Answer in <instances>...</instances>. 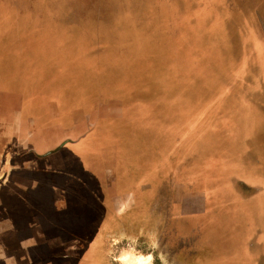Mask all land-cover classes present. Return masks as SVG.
Here are the masks:
<instances>
[{"label":"rangeland","instance_id":"374dc122","mask_svg":"<svg viewBox=\"0 0 264 264\" xmlns=\"http://www.w3.org/2000/svg\"><path fill=\"white\" fill-rule=\"evenodd\" d=\"M2 89L48 98L62 116L105 115L93 134L120 130L114 148L91 142L60 156L53 180L85 201L102 190L76 177L88 164L102 170L105 150L108 161L132 151L133 169H153L134 173L153 201L106 264H264V0H0ZM13 175L0 174L11 216L21 211L3 203L14 190L2 185L24 179ZM29 250L20 255L39 262Z\"/></svg>","mask_w":264,"mask_h":264},{"label":"flooded vegetation","instance_id":"af4514ba","mask_svg":"<svg viewBox=\"0 0 264 264\" xmlns=\"http://www.w3.org/2000/svg\"><path fill=\"white\" fill-rule=\"evenodd\" d=\"M53 106L55 109L54 107L52 109L53 116L48 129L52 136H63L61 137L63 140L59 141L46 156H36L31 161L33 164L29 163V165H35L38 170L20 172V166H23L25 160L29 161L31 155L22 158L17 155V149L13 150V158H16L17 162L12 166L14 168L10 173L12 176L15 174V178L22 177L24 179L17 178L18 181L8 180L4 183L7 186H17L5 202L13 203L16 206L12 210L13 213L19 212V210L21 212L15 214L14 222L10 223L11 213L7 209L4 211L0 208V264H51L53 260L59 263L63 262L62 264H106V253L110 252V245L117 244L121 237L132 238V230L136 222L132 221L136 218L135 215L138 213L137 218L140 217L153 201L155 191H151L152 188L146 190L150 185L146 182V184L138 185L132 183L134 173L150 176L153 171L150 166H143L142 161L139 170L133 169V164L136 161L132 159V151L118 154L116 159L108 161V151L105 150L102 170L99 168L97 172L92 168V165L88 164L90 173H86L83 168L82 176L76 177L81 184L84 185L85 181H81L80 178L88 174L90 182L95 184L98 190H102L101 194L92 191L88 201L84 200L80 190L70 188L69 183L53 180L55 173L63 174L64 170L61 169L64 168V165L61 167L59 159L66 149L87 153L90 150L91 142L95 147L114 148L115 138L120 131L117 129L111 134H93L96 133L97 127L98 130L101 128V125L98 126V122L105 118V115L85 116L83 119L81 118V122L74 121L72 123L74 120L72 113L62 116L56 105L53 104ZM110 112L116 113V110H109V114ZM118 112L120 111L118 110ZM107 118L120 121L118 118H121V115L118 118L109 116ZM102 126L104 127V124ZM48 129L46 128V130ZM10 130L14 133L15 129L9 125H0L1 137L6 138L7 132ZM129 132L127 142L132 145V131L129 130ZM95 135L96 138L93 139ZM13 136L14 134H10V137ZM5 141L3 139L1 142L2 146L6 143ZM23 143H20L22 147L26 146V143ZM10 144L14 145V142L10 141ZM150 156V152L144 153L143 160L147 161ZM118 157L121 158L125 167L126 180L123 183L119 181ZM156 169L162 170L160 166ZM25 176L28 181L25 180ZM24 181L28 183L27 186ZM119 184H124L123 187L127 188L123 195L117 193ZM158 184L155 190L159 188ZM43 186L45 189L42 188ZM133 189L139 190L140 193L136 195ZM101 195L105 197L103 202L99 199ZM163 196L165 195L162 194ZM42 205L43 207H41ZM26 209H28L27 212L32 209L33 215L30 216V212L26 214ZM24 236L28 237L27 241L32 242L28 246L24 244L26 242ZM8 242H14V247L10 249ZM30 247L38 251L37 259L41 258L39 262L33 261L31 257L20 255L25 254L26 251L29 252Z\"/></svg>","mask_w":264,"mask_h":264},{"label":"crops","instance_id":"0c3cea01","mask_svg":"<svg viewBox=\"0 0 264 264\" xmlns=\"http://www.w3.org/2000/svg\"><path fill=\"white\" fill-rule=\"evenodd\" d=\"M37 96L34 93H12L10 90H0V125H9L14 127V133L7 132L8 136L5 138L1 137L0 132V158L2 157V165L0 166V174H9L14 168L9 163L5 165L4 162L8 161L9 158H13L14 149L18 150V156L26 158L30 156L29 161H24L23 166H20V172H32L37 171L35 165H29L32 163L36 156H46V154L53 149L59 141L63 140V136H52L49 131L51 119L53 116L52 109L55 106L48 101V98L44 99V102H39ZM82 111L72 112V116L75 122H81L79 119ZM85 115H82V119ZM18 118V120H16ZM48 126V127H47ZM46 128L48 130H46ZM10 134H14L10 137ZM6 140L2 146L1 142ZM10 141L14 142V145L10 144ZM26 143V146L22 147L20 143ZM23 143V144H24ZM15 155V156H17ZM33 156V158H31ZM9 162V161H8ZM26 162V164H25ZM33 164V163H32ZM24 185V184H23ZM7 186L4 185L3 188ZM14 190L17 186L10 185ZM3 200L7 201L8 198L2 197ZM5 201L3 202L5 204ZM201 202V200H200ZM14 216L10 218V223L14 222ZM7 237V236H6Z\"/></svg>","mask_w":264,"mask_h":264},{"label":"bare ground","instance_id":"6f19581e","mask_svg":"<svg viewBox=\"0 0 264 264\" xmlns=\"http://www.w3.org/2000/svg\"><path fill=\"white\" fill-rule=\"evenodd\" d=\"M139 264H144L142 260L139 261Z\"/></svg>","mask_w":264,"mask_h":264}]
</instances>
